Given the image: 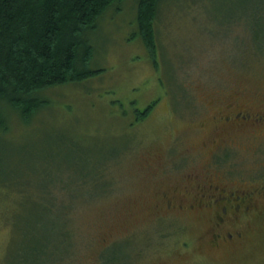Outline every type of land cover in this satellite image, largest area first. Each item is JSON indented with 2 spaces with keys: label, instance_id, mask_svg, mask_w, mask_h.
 Instances as JSON below:
<instances>
[{
  "label": "rangeland",
  "instance_id": "1",
  "mask_svg": "<svg viewBox=\"0 0 264 264\" xmlns=\"http://www.w3.org/2000/svg\"><path fill=\"white\" fill-rule=\"evenodd\" d=\"M137 2L84 32L94 75L41 91L27 122L0 102V264H264V193L218 225L183 193L193 173L264 186V126L221 122L264 110V0H161L157 68Z\"/></svg>",
  "mask_w": 264,
  "mask_h": 264
},
{
  "label": "trees",
  "instance_id": "2",
  "mask_svg": "<svg viewBox=\"0 0 264 264\" xmlns=\"http://www.w3.org/2000/svg\"><path fill=\"white\" fill-rule=\"evenodd\" d=\"M120 1L0 0V102L13 107L27 122L43 105L38 97L41 91L80 83L94 75L86 67L92 47L83 34L95 27L108 7ZM160 2H137L138 33L154 68L158 66L155 25ZM154 104L138 112L136 121L143 120ZM36 254L33 263L45 264L39 257L43 252ZM101 258L102 264H130L124 250Z\"/></svg>",
  "mask_w": 264,
  "mask_h": 264
},
{
  "label": "flooded vegetation",
  "instance_id": "3",
  "mask_svg": "<svg viewBox=\"0 0 264 264\" xmlns=\"http://www.w3.org/2000/svg\"><path fill=\"white\" fill-rule=\"evenodd\" d=\"M232 104H225V109L228 115L223 116L221 122L225 125H231V121H238L239 125H256L264 126V110L255 113L241 109H235L229 113ZM188 181L193 183V186L183 190V193H189L191 189H195V201L191 204L192 207L215 206V219L217 225L224 223L229 219V214L237 216V213L256 209L257 198L263 196L264 186L239 188L229 190L225 182H215L210 177L207 180H200L196 173L186 176ZM175 201L181 200L172 199L167 201L168 206H171ZM176 204V203H175ZM227 239L232 238V234L227 232L225 234Z\"/></svg>",
  "mask_w": 264,
  "mask_h": 264
}]
</instances>
